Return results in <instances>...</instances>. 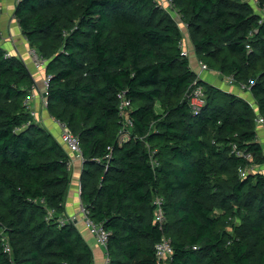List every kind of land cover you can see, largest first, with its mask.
Segmentation results:
<instances>
[{
  "label": "trees",
  "instance_id": "16d2710c",
  "mask_svg": "<svg viewBox=\"0 0 264 264\" xmlns=\"http://www.w3.org/2000/svg\"><path fill=\"white\" fill-rule=\"evenodd\" d=\"M166 1L17 0L14 18L47 61L48 114L79 138L80 198L110 234L107 264H158L163 234L169 264H264V13L249 0ZM174 12L197 60L245 85L255 108L192 70ZM7 53L0 44V264H93L83 234L62 221L70 155L29 111L34 78Z\"/></svg>",
  "mask_w": 264,
  "mask_h": 264
},
{
  "label": "built area",
  "instance_id": "2783aa9c",
  "mask_svg": "<svg viewBox=\"0 0 264 264\" xmlns=\"http://www.w3.org/2000/svg\"><path fill=\"white\" fill-rule=\"evenodd\" d=\"M164 1L168 4V6L170 5L169 2H167L166 0H163V2H160L161 4L164 5ZM249 2H251L254 6H258V8H260V10L258 9V11L261 13H264V7H259L258 2H256L255 0H249ZM165 6V7H168ZM175 13V12H174ZM176 16V17H175ZM175 18L177 19V21L179 20V25L181 30L183 31V29L185 27V25L180 21V19L178 18V15L175 13ZM184 32V31H183ZM185 37L183 39V41L181 42V47L183 50V54L187 57H190L192 54V50L189 47V37L188 34L185 33ZM30 54L32 57V60L34 62V65L37 69L39 70H44L45 71V67L47 65V61L42 59L37 52L34 49L30 50ZM7 57H11V53H7ZM199 69H200V73L198 74V77L200 79L201 75L204 72H208L209 68L208 66L199 61L196 60ZM49 77H46L45 82H44V90L40 93V91L38 90L37 86L35 85L31 96L28 98L26 105L29 109V111L31 112V114L36 118L37 114L36 112L31 108L30 106V102L31 100H33V98L35 97V95H37L38 93L42 96V98L44 99V104L47 105L46 103V98L48 96V87H49ZM227 79V83L229 85H238V87L240 88L241 91L246 92L249 89L243 85V84H235L234 78L233 77H226ZM120 99H121V103H120V115L123 118L125 124L129 127H132V122L129 118V111L132 107V103L130 100L127 99V97L122 93L120 94ZM205 102V96H204V91L202 89V87H198L196 89L193 90L192 92V105L193 108L195 110L200 109L203 104ZM252 105V107L255 108V105L253 103H250ZM257 124L258 127H264V118L262 116H260L259 114H257ZM60 130H61V143L64 146V148L67 150L68 153H71L72 155H74L76 158L80 159L82 162H84L83 160V154H82V149H81V145H80V141L78 136H76L75 134H73L71 132V130L68 128V126L66 124L63 123H59L57 122ZM260 132V131H259ZM258 139H260V133H259V137ZM260 141V140H259ZM234 149H236V147H234ZM242 155L241 153L238 154V156ZM246 158L251 159L250 156H247ZM254 168V167H253ZM252 168V169H253ZM257 169V168H256ZM241 175L243 177H245L247 171H240ZM165 201L163 198L161 197H157L154 202L153 205L155 207V214H154V222L155 224H157L160 229L162 231H164V226L166 223V213H165ZM81 212L84 215L85 221H86V225L88 228H90L91 234L95 236L97 243L102 246L103 248H107V244H108V240H109V236L110 234L105 231L101 226H98L96 224H94L92 221H90V219L87 216V212L85 211L83 204L81 207ZM75 219H63L62 221H67V222H77ZM2 235V241H3V246L5 249L6 253H11V246H10V242H9V238L7 235H5L3 232H1ZM174 255V248L172 245V241L171 239H169L168 237H166L164 234L161 237V240L157 243L156 245V256H157V260H158V264H169L170 260L172 259ZM109 259L108 257L106 258V264L108 263Z\"/></svg>",
  "mask_w": 264,
  "mask_h": 264
},
{
  "label": "crops",
  "instance_id": "0c3cea01",
  "mask_svg": "<svg viewBox=\"0 0 264 264\" xmlns=\"http://www.w3.org/2000/svg\"><path fill=\"white\" fill-rule=\"evenodd\" d=\"M14 3L16 8L17 0H15ZM12 4H13L12 0H8L9 9L5 8L6 6H4L2 9L3 12H2V16L0 17V25L2 24V22H4L5 28L7 29H5L3 33V31L0 28L2 32V40L0 44H2V46L12 55H15L14 51L12 49H8L5 44L6 42H9V40H11L14 49L20 53L19 56L26 62V59L31 55L30 54L31 48L28 42L26 41V39L24 38V36L22 35L17 20L14 18L15 8L14 10L11 11ZM14 21L15 24H17V27L15 26ZM28 49H29V53L27 55L26 53L28 52L27 51ZM23 51H24V56L21 53ZM33 69L34 71L33 73L31 71V73L34 78L35 85L37 86L38 90L41 93L44 90V82L46 79V74L44 70H39L36 67ZM203 74L204 75H201L202 80L206 82L209 81V83L212 85H215L225 91L239 95L250 103L254 102V98L250 92L241 91L238 85H229L227 83L226 77L220 75L219 73L208 71L207 73H203ZM30 106L37 114V117L35 118L36 122L42 125L43 127H45L51 134H53L58 139V141L61 142V130L57 124V121L48 114L46 105L44 104V99L39 93L35 95L33 100H31ZM259 133H260V139H259L260 142H264V127H260ZM69 155L71 158L70 166H71L72 176H71V183H70L68 195L65 200V218L75 219L77 221L76 223L74 222V224L83 234L85 240L93 249V251H96L101 246L97 243V240L95 236L91 234V231L87 229L88 227L86 225L84 215L81 212L82 201L80 198V177L83 170V162L80 159L76 158L71 153H69ZM257 169L261 172H264V166L259 167ZM103 251H104V264H106V258H107L106 249L104 248Z\"/></svg>",
  "mask_w": 264,
  "mask_h": 264
},
{
  "label": "rangeland",
  "instance_id": "374dc122",
  "mask_svg": "<svg viewBox=\"0 0 264 264\" xmlns=\"http://www.w3.org/2000/svg\"><path fill=\"white\" fill-rule=\"evenodd\" d=\"M14 1L15 0H12V5H11V11L12 10H14V8H15V3H14ZM159 2H163V0H159ZM0 17L2 16V12H3V7L4 6H6L5 8H8L9 9V7H8V0H0ZM164 6H168V4L164 1ZM13 14V13H12ZM173 15L175 16V14L173 13ZM176 17V16H175ZM178 22H179V20H178ZM14 24H15V21H14ZM15 26L17 27V24H15ZM0 28H1V30L3 31V33H4V31H5V29H7V28H5V25H4V22H2V24L0 25ZM183 31L185 32V33H187L186 32V29L184 28L183 29ZM9 38V37H8ZM6 44V46H7V48L8 49H12L13 51H14V53H15V55H20V53L19 52H17L15 49H14V47H13V44H12V42H11V40H9V42H6L5 43ZM12 51V52H13ZM28 52L26 53L27 55H28V53H29V49L27 50ZM22 53V55L24 56V51L23 52H21ZM32 57H31V55L26 59V64H27V66H28V68L30 69V71H32V73H33V71H34V69L33 68H35V65H34V62H32ZM196 58H195V55L192 53L191 54V56H190V62H191V67H192V70H194L196 73H200V69H199V66H198V64H197V62H196ZM204 73H207V72H204ZM202 75H204V74H202ZM208 83H209V81H208ZM262 145L264 146V142H262ZM87 229H89V231H90V228H87ZM100 248V249H99ZM96 251H94V263L93 264H104V251H103V247L101 246V247H99ZM103 248V249H102Z\"/></svg>",
  "mask_w": 264,
  "mask_h": 264
}]
</instances>
